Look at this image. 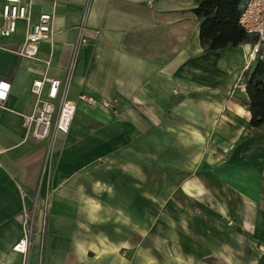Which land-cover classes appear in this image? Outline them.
I'll return each instance as SVG.
<instances>
[{
	"label": "crops",
	"instance_id": "obj_1",
	"mask_svg": "<svg viewBox=\"0 0 264 264\" xmlns=\"http://www.w3.org/2000/svg\"><path fill=\"white\" fill-rule=\"evenodd\" d=\"M25 1L55 34L27 57L12 51L25 20L0 31V264H24L14 246L35 198L47 224L27 264H264V124L241 77L253 41L202 45L198 0ZM80 24L70 131L31 140L32 84L66 79Z\"/></svg>",
	"mask_w": 264,
	"mask_h": 264
},
{
	"label": "built area",
	"instance_id": "obj_2",
	"mask_svg": "<svg viewBox=\"0 0 264 264\" xmlns=\"http://www.w3.org/2000/svg\"><path fill=\"white\" fill-rule=\"evenodd\" d=\"M243 8L239 16V24L245 29L247 34L253 37L251 50L247 57V62L242 68L241 77L250 70L254 63L261 61L264 65V0H242ZM32 7L25 0H4L0 9V31L4 34H13L17 30L19 20H25L29 29L25 39L19 43L12 51L20 56L35 57L39 51V44L43 40L54 37V14L44 12L40 14L36 22H32ZM84 26H78V35L74 44V55L68 69L65 80L44 76L37 79L32 84V92L36 96L35 104L31 114L24 115V126L27 137L34 141L48 139L51 144L58 132L68 134L74 120L77 101L70 99L68 88L72 69L75 64L76 53L84 45L88 44V38L83 32ZM99 33V31H97ZM49 63V62H48ZM47 88V89H46ZM11 82L7 79H0V107L4 105L10 94ZM79 100L88 104L101 103L105 107L113 110L115 115H119L117 100H98L94 96L86 93L79 95ZM22 197L26 192L20 189ZM44 210L38 206L35 198L32 207L24 206L22 238L14 246L16 251L24 255V264H27V256L30 246L37 235L44 236L46 232L47 220L44 218L43 225L38 226L36 212ZM230 224L233 222L230 221Z\"/></svg>",
	"mask_w": 264,
	"mask_h": 264
},
{
	"label": "trees",
	"instance_id": "obj_3",
	"mask_svg": "<svg viewBox=\"0 0 264 264\" xmlns=\"http://www.w3.org/2000/svg\"><path fill=\"white\" fill-rule=\"evenodd\" d=\"M242 0H198L194 12L200 19V40L212 50H223L255 39L239 24ZM246 76L250 96L251 124H264V65L254 63Z\"/></svg>",
	"mask_w": 264,
	"mask_h": 264
}]
</instances>
